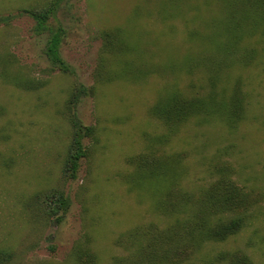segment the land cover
Wrapping results in <instances>:
<instances>
[{"label":"rangeland","instance_id":"1","mask_svg":"<svg viewBox=\"0 0 264 264\" xmlns=\"http://www.w3.org/2000/svg\"><path fill=\"white\" fill-rule=\"evenodd\" d=\"M51 1L0 0V264H136L150 225L164 229L171 219L164 196L172 183L175 199L184 188L197 201L221 166L249 195L252 218L225 241L205 244L194 264L238 249L264 264V54L258 48L252 63H241L199 40L210 36L213 18L223 24L231 0H64L38 32L24 9ZM58 29L72 73L46 54ZM118 29L125 50L106 53L104 32ZM79 86L91 94L76 115L94 135L83 139L88 155L69 178L63 167ZM212 91L217 99L243 96V118L194 115L167 125L152 113L168 95ZM152 161L162 165L158 176L147 175ZM54 190L70 201L55 214L45 198ZM80 245L93 262L77 259Z\"/></svg>","mask_w":264,"mask_h":264},{"label":"trees","instance_id":"2","mask_svg":"<svg viewBox=\"0 0 264 264\" xmlns=\"http://www.w3.org/2000/svg\"><path fill=\"white\" fill-rule=\"evenodd\" d=\"M62 1L64 0H52L41 9H24V12L35 20L36 31L41 32L48 29L49 17ZM226 10L223 24L220 25L219 20L218 25L213 18L209 22L210 36L199 40H203L209 48L216 50L218 54L215 55H218V58L233 59L236 57L241 59V63H252L258 48L264 54V0H231ZM62 35L60 29L52 31L46 54L53 67L65 73H72V68L60 54ZM123 35L125 34L120 29L115 33L104 32V51L112 53L117 47L125 50L126 42ZM253 38L257 43L247 45V42L243 45L244 39L251 42ZM88 94H91V88L79 86L71 98L74 135L63 167L64 174L69 178L76 177L82 157L88 155L83 139L94 135V128L84 125L76 115L77 103L81 96ZM244 106V97L238 93L227 99L224 96L217 99V94L212 91L206 95H193L192 97L168 95L153 105L152 113L167 125L182 124L194 115H201V118L205 120L224 117L234 124L236 120L243 118ZM176 159L179 163L183 158L180 156ZM160 166L162 165L152 161L147 175L158 176L156 167ZM226 171H228L227 166L216 169L218 175L201 191L197 201H195L193 192L184 188L179 192V199H175L172 196L174 184L172 183V190L169 188L168 196H164V202L166 199L168 201L165 214L171 219L164 229H160L154 223L150 225V240L137 245L134 250L133 263L190 264L191 262L194 264V260L199 259V254L205 244L223 242L241 231L252 218L248 212L252 203L244 188L229 178ZM155 185H158V181ZM45 198L48 200L50 212L54 214L70 205L69 199L62 191L54 190L46 193ZM5 253L0 249V261L5 257ZM76 255L80 261L93 262L94 260L89 247L83 249L81 245L77 246ZM115 259L111 264H119L118 261L115 262ZM200 263L254 264L250 256L240 249L220 250L215 255L202 259Z\"/></svg>","mask_w":264,"mask_h":264}]
</instances>
